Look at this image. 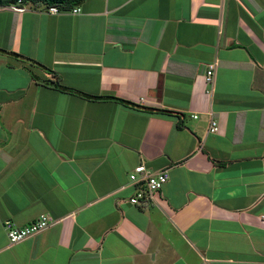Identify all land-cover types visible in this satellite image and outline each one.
<instances>
[{
  "label": "crops",
  "instance_id": "obj_1",
  "mask_svg": "<svg viewBox=\"0 0 264 264\" xmlns=\"http://www.w3.org/2000/svg\"><path fill=\"white\" fill-rule=\"evenodd\" d=\"M23 5H0V264H264V0ZM138 163L167 178L131 204Z\"/></svg>",
  "mask_w": 264,
  "mask_h": 264
},
{
  "label": "built area",
  "instance_id": "obj_2",
  "mask_svg": "<svg viewBox=\"0 0 264 264\" xmlns=\"http://www.w3.org/2000/svg\"><path fill=\"white\" fill-rule=\"evenodd\" d=\"M10 6L16 10H22L24 7L21 0H16V2L11 3ZM58 10L59 9L55 5L46 6V11L48 12L55 13ZM69 10L75 12L77 7L73 6ZM213 76L214 62L210 61L206 64L202 74L204 91L208 92L210 90ZM215 129V121L210 120L208 130L214 131ZM166 178V168H161L157 171H150L142 163L135 164L128 172V181L132 185V192L127 197V200L131 204H140L141 202H145L148 198H153L154 194L159 190L161 184L166 180ZM49 223L50 219L42 214L22 225L15 224L9 218H5L2 221L8 242H16L26 236L32 235L45 228Z\"/></svg>",
  "mask_w": 264,
  "mask_h": 264
},
{
  "label": "trees",
  "instance_id": "obj_3",
  "mask_svg": "<svg viewBox=\"0 0 264 264\" xmlns=\"http://www.w3.org/2000/svg\"><path fill=\"white\" fill-rule=\"evenodd\" d=\"M22 2H41L44 3L46 6L47 5H55L59 10H69L73 5L77 4L79 0H21ZM16 0H0V5H6L10 3H14ZM31 75L34 79H36V75L31 72ZM53 84L56 86V88L60 90H65V86L63 84L59 83V80L55 78L53 80ZM95 96V95H92ZM168 111V110H164ZM171 112V111H168ZM176 125L179 126V123H176Z\"/></svg>",
  "mask_w": 264,
  "mask_h": 264
},
{
  "label": "clouds",
  "instance_id": "obj_4",
  "mask_svg": "<svg viewBox=\"0 0 264 264\" xmlns=\"http://www.w3.org/2000/svg\"><path fill=\"white\" fill-rule=\"evenodd\" d=\"M15 3V2H14ZM23 4L25 3V2H22ZM11 4V3H10ZM10 4H8V5H10ZM46 6V5H45Z\"/></svg>",
  "mask_w": 264,
  "mask_h": 264
}]
</instances>
